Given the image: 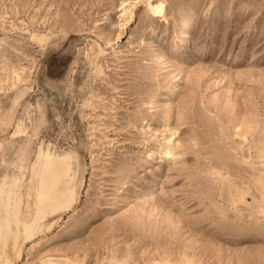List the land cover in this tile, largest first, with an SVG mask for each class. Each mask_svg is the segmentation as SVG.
<instances>
[{
	"label": "rangeland",
	"instance_id": "374dc122",
	"mask_svg": "<svg viewBox=\"0 0 264 264\" xmlns=\"http://www.w3.org/2000/svg\"><path fill=\"white\" fill-rule=\"evenodd\" d=\"M0 261L264 264V0H0Z\"/></svg>",
	"mask_w": 264,
	"mask_h": 264
},
{
	"label": "bare ground",
	"instance_id": "6f19581e",
	"mask_svg": "<svg viewBox=\"0 0 264 264\" xmlns=\"http://www.w3.org/2000/svg\"><path fill=\"white\" fill-rule=\"evenodd\" d=\"M149 10L154 19L160 18L163 15V8L162 3H156L149 5ZM132 17V16H130ZM191 21V18L186 19V23L184 26H187L189 22ZM179 92L178 85L174 87V94H177ZM175 96V95H174ZM153 101L151 99L150 103ZM26 155H24L22 158H25ZM37 163L42 164L43 172L42 177L40 178V194L36 197L37 202L33 206V218L29 222H19L18 228L22 231L23 235H26L27 238H30V230L34 227V225L38 222L39 217L42 216V213L46 206L54 205L53 210L57 209L58 206H55L56 203H58L57 199L59 198V202L62 201L61 198L65 197L64 191H58L57 194L59 196L52 195L51 190L54 189V185L47 186V181L49 179L56 180L59 183L67 184V180L69 179V169L68 166L63 163V161H57L54 159V155H51L49 153L43 154L41 151H38ZM138 180H135V183H137ZM125 187V186H124ZM63 193V195H62ZM71 196V191L67 192L66 197ZM132 203H138L141 202L142 204H148L152 203L155 200V191H154V185L150 186L146 190H138L133 194L132 197ZM64 202V201H63ZM51 211V212H52ZM1 262V261H0ZM1 264V263H0Z\"/></svg>",
	"mask_w": 264,
	"mask_h": 264
}]
</instances>
